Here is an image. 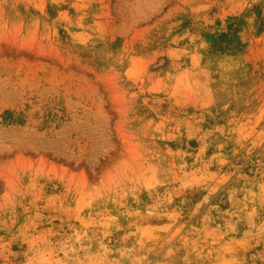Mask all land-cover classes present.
<instances>
[{
    "label": "rangeland",
    "instance_id": "374dc122",
    "mask_svg": "<svg viewBox=\"0 0 264 264\" xmlns=\"http://www.w3.org/2000/svg\"><path fill=\"white\" fill-rule=\"evenodd\" d=\"M0 264H264V0H0Z\"/></svg>",
    "mask_w": 264,
    "mask_h": 264
}]
</instances>
